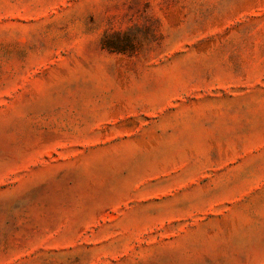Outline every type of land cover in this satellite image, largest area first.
Here are the masks:
<instances>
[{
	"label": "rangeland",
	"instance_id": "1",
	"mask_svg": "<svg viewBox=\"0 0 264 264\" xmlns=\"http://www.w3.org/2000/svg\"><path fill=\"white\" fill-rule=\"evenodd\" d=\"M0 264H264V0H0Z\"/></svg>",
	"mask_w": 264,
	"mask_h": 264
}]
</instances>
